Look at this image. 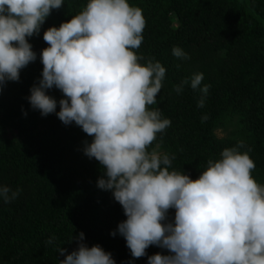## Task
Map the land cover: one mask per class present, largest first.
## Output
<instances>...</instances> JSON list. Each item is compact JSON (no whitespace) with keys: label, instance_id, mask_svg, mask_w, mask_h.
I'll use <instances>...</instances> for the list:
<instances>
[{"label":"clouds","instance_id":"1","mask_svg":"<svg viewBox=\"0 0 264 264\" xmlns=\"http://www.w3.org/2000/svg\"><path fill=\"white\" fill-rule=\"evenodd\" d=\"M63 4L0 0V91L37 59L27 37L39 34L51 11ZM145 26L142 8L129 0H87L70 20L43 32L48 46L40 52L41 77L27 100L41 116L55 113L66 126L75 122L92 137L83 152L103 168L97 187L110 190L123 208L126 219L110 234L124 237L131 257L146 256L155 245L170 254L148 256L147 264H264V185L251 175L256 166L251 148L241 152L243 141L224 148L196 179L172 167L174 154L149 150L172 121L148 107L157 103L166 68L153 59L141 63L144 57L134 51ZM172 53L190 59L179 46ZM203 79V72L194 73L175 91L182 93L190 83L202 93L197 106L203 108L211 87H201ZM53 86L64 94L58 102L46 91ZM20 192L0 184L4 203ZM170 208L174 222H167ZM71 239L78 246L60 264H117L99 244L89 247L82 231Z\"/></svg>","mask_w":264,"mask_h":264},{"label":"trees","instance_id":"2","mask_svg":"<svg viewBox=\"0 0 264 264\" xmlns=\"http://www.w3.org/2000/svg\"><path fill=\"white\" fill-rule=\"evenodd\" d=\"M86 2L64 0L61 8L51 11L39 34L27 37L37 59L20 70L19 81H8L0 91V184L21 189L12 202L0 200V264H60L77 248L76 239L71 237L81 231L89 247L99 244L111 252L117 264H128L129 260L147 264L148 256L170 254L151 245L146 256L131 257L124 237L110 234L126 219L123 208L110 190L97 187L103 168L83 152L84 141L91 142L92 137L75 122L66 126L55 113L41 116L27 100L30 88L41 77L40 52L48 46L43 32L70 20ZM129 3L142 8L146 19L143 42L134 50L144 57L140 62L153 59L166 68L157 103L148 107L159 108L162 117L172 123L157 134L149 150L158 146L174 154L172 167L196 179L209 160L219 159L224 148L243 141L240 151L251 148L248 154L256 165L251 175L264 185V0ZM176 46L190 59L175 57L172 49ZM198 72L204 74L201 87L211 85L207 97L213 103L203 108L197 106V96L202 93L190 83L184 85L182 93L175 91L176 85L186 79L190 82ZM232 82L240 87L235 92L251 95L256 108L254 103L250 107L249 100H242L241 109L234 113L237 135L231 140H216L211 127L217 120L234 119L225 112L229 102L233 103L229 99L234 93ZM46 91L57 102L64 95L55 86ZM10 129L18 131V138H6ZM174 215L175 209L170 208L167 222H174ZM59 247L65 254L57 251Z\"/></svg>","mask_w":264,"mask_h":264},{"label":"rangeland","instance_id":"3","mask_svg":"<svg viewBox=\"0 0 264 264\" xmlns=\"http://www.w3.org/2000/svg\"><path fill=\"white\" fill-rule=\"evenodd\" d=\"M263 26H264V21H263ZM241 64H238V67H240ZM231 86L232 88L234 89L232 94H230V97L229 99L233 100V103H230L229 102V107L228 109L225 111L227 112L228 114H231L234 119H224V120H217V122L211 127V134L212 136L214 137V139L216 140H231L232 137L236 136L237 133H236V120H235V116H234V113L236 111H239L241 109L240 107V103L242 102V100H249L250 101V94L249 96L247 95H242L241 94H238L236 91H239L240 87L239 85H237V83H231ZM238 96V97H237ZM201 97V95H198L197 96V100H199ZM212 100V99H210ZM198 102V101H197ZM210 101L208 99V97H206L205 99V104H208ZM213 103V102H210V104ZM254 102H251L250 101V107L253 105ZM255 104V103H254ZM253 107L256 108V104L253 105ZM224 111V109H223ZM221 111V112H223ZM8 133L6 134V138H18V131L17 130H14V129H10L7 131ZM240 135H238L237 138H239ZM155 149L163 152L162 150L159 149V147L157 146Z\"/></svg>","mask_w":264,"mask_h":264}]
</instances>
